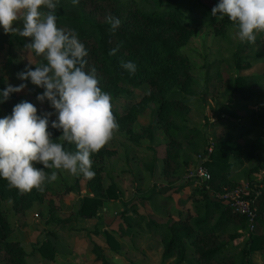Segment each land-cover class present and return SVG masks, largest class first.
<instances>
[{"label": "trees", "instance_id": "1", "mask_svg": "<svg viewBox=\"0 0 264 264\" xmlns=\"http://www.w3.org/2000/svg\"><path fill=\"white\" fill-rule=\"evenodd\" d=\"M88 3L95 5V14L89 11ZM178 4L179 0H79V4L74 6L72 0H59L56 9L57 25L78 33L80 41L88 50L85 70L90 72L95 67L99 86L110 93L112 111L120 132L134 135L133 126L139 115L151 102L159 101L157 122L167 138L166 155L162 158V173L165 178H172L171 183L174 178H180L181 169L188 163L190 154L194 155L193 151L198 154L199 162L196 166L203 165L210 173V178L198 184L187 180L196 186L200 197L191 215L179 212L184 219L172 224L159 223L153 219L147 221L148 230H155L162 239L163 260L175 258L176 264H260L255 257L258 253H264V190L260 188V195H257L253 189V181L250 182L252 197L259 202L255 230H249L246 217L235 213L228 202L219 197L224 190L241 186L230 181L239 165L231 160L232 156H242L249 162L259 160V165H253L252 168H264V141L256 133L257 128L264 127V103L261 101L264 94L254 89L255 83L264 82V75L240 73L241 70L250 69L260 55L243 52L242 44H237L230 36L229 26L232 22L227 17L214 22V33L222 48L232 52L227 55L226 61L236 73L227 84L229 101L223 104L215 121L211 122L206 114V123L215 125L229 122V117H237L230 103L235 97L243 99L244 105L251 104L256 109L248 114L247 123L225 125L228 131L225 141L210 143L208 136L200 128L188 123V102L197 95L196 88L199 85L192 74L194 64L183 52L182 46L197 33L198 26L196 22L186 19ZM104 6L110 12L104 15L101 11V16L98 7ZM109 15L121 21L115 31L106 21ZM16 25L22 27V22H17ZM12 44L10 34L0 32V52ZM118 46L119 50L112 55L111 50ZM33 55L38 62L41 61V58L34 53ZM122 61L134 62L137 65L136 73L133 75L126 71L121 66ZM146 83L151 85L150 92L139 103L120 113L114 100L123 95H133L135 89ZM6 87L5 78L1 75L0 92ZM207 91L208 86L205 87V92ZM199 95L205 98V95ZM25 100L32 103L30 98L12 93L7 101L0 103V118L11 115L13 107ZM44 114L38 110V115ZM146 130L145 136L150 142L154 141V125L151 123ZM49 131L54 140L62 134L51 127ZM248 137H253V140L247 139ZM131 143L136 149L148 148L153 152V157L148 161L152 168L147 169L153 174L157 166L154 146H144L142 142L134 140ZM65 147L75 150L74 145L65 144ZM210 147L212 151L209 150ZM109 154L111 151L106 145L91 156L95 176L91 180L86 179V187L90 192L81 198L78 215L82 218H97L101 211H106L109 201L122 199L121 191L114 182L108 186L104 184L101 161ZM54 170L45 169L48 174ZM81 178L83 177H76L75 185L79 184ZM75 185L66 186L65 191L74 190ZM51 191L52 183L46 184L43 192L33 189L30 193L21 194L0 178V204L10 200L15 213H25L36 203L45 202ZM48 203L52 211L50 216L54 218L56 202L50 198ZM57 221L63 222L61 219ZM235 225L246 229V238L242 242L237 241L241 235L232 227ZM13 233L14 227L0 205V257L8 264H29L28 253L23 244L10 239ZM95 233L103 234L113 250L117 251L121 246L113 231L106 228ZM91 242L96 259L102 264H109L104 247L93 239ZM190 248L193 250L191 254ZM38 250L49 260L55 259L58 254L50 239L42 240Z\"/></svg>", "mask_w": 264, "mask_h": 264}, {"label": "rangeland", "instance_id": "2", "mask_svg": "<svg viewBox=\"0 0 264 264\" xmlns=\"http://www.w3.org/2000/svg\"><path fill=\"white\" fill-rule=\"evenodd\" d=\"M219 3V0H179L178 7L183 12L186 19L196 22L198 31L190 40L182 46L194 64L192 71L194 79L198 83L196 88L197 95L188 102L189 114L188 123L190 126L200 128L208 136L210 143L223 142L228 133L225 125L236 126L237 124L247 123L248 114L256 107L254 105H244V100L235 97L231 99L232 108L237 117H229V122L217 123L215 125L206 123L205 116L208 114L210 121L213 122L218 117V112L225 102L229 101L226 92L230 77L236 71L227 63L226 57L232 52L225 51L214 33V22L218 19L212 15V9ZM88 9L94 13L95 5L88 3ZM104 15L109 13L107 6L98 7ZM95 14V13H94ZM99 16V15H98ZM100 17V16H99ZM14 27H18L14 24ZM3 28L0 27V32ZM230 36L237 44H242L243 52L248 54L260 55L257 61L252 63V67L241 70V75H264V33H257L255 44L242 43L237 36L236 27L229 26ZM13 40L12 45H7L5 50L0 53V76H5L8 85L19 86L22 83L27 87L17 93L30 98L36 108L44 113L51 112L50 118L55 120V109L50 106V102L45 100L43 103L37 100V95L42 94L44 89L31 83L30 80H21L18 73L26 70L31 64L35 69L39 64L33 53L25 50V45L30 42V38L10 34ZM208 91L205 92V87ZM151 85L146 83L141 88H137L131 96L123 95L117 97L114 102L120 113H124L130 106L139 103L146 93H149ZM254 89L260 94H264V82L255 83ZM199 94L205 95L202 98ZM264 103V96L261 98ZM159 101H153L150 106L139 115L133 129L135 134L130 136L126 132H115L107 147L111 154L101 161L104 168V184L108 186L114 182L122 194L121 200H111L106 206V211H101L97 218H82L78 215L81 203V195H86L90 190L86 187V179L81 178L79 184L75 185L76 177L71 176L63 170L58 171L57 181L52 183V191L47 200L43 203H36L25 213H15L13 209L7 208L1 202V207L5 215L14 227L11 240L20 241L26 249L29 264H102L101 261L94 259L92 254L91 239L104 247L105 255L109 264H176L175 258L163 260L164 245L161 237L155 230H148L147 221L153 219L159 223L172 224L180 222L184 216L179 212L191 215L194 206L199 201L196 186L188 182L185 177L189 170L198 164V154L193 151L190 154L186 166L181 169L180 178H165L159 164L162 157L166 155L165 135L157 122ZM154 125V141L150 142L146 128L150 124ZM231 132H235L230 127ZM228 132V131H227ZM230 133V132H229ZM257 135L264 141V127L257 128ZM143 135V136H142ZM251 137V136H250ZM248 137L247 139H251ZM142 142L144 146L149 144L155 149L157 156V166L153 174L148 168V161L153 157V152L148 148L136 149L131 141ZM253 140V137L251 141ZM203 148V147H202ZM232 161L239 165L231 177V182L239 183L241 186H250L253 181V189L260 195V188L264 190V168L255 170L253 165H259L260 161L249 162L242 156H232ZM159 167V168H158ZM68 185H75L72 191H65ZM77 188L79 190H77ZM86 190L82 192L83 190ZM224 192L219 194L224 195ZM54 199L57 210L53 211L48 203V199ZM259 203L257 202V205ZM259 206V205H258ZM259 209V207H258ZM52 219V220H51ZM54 219V220H53ZM57 219L63 220L58 222ZM239 231L241 236L237 241L242 242L246 238V229L240 225L232 226ZM109 229L117 238L121 246L117 251L113 250L103 234H97V230ZM44 239L55 241L59 256L49 260L42 256L38 246ZM54 243V242H53ZM192 248L189 254L192 253ZM256 260L264 264V255H257ZM10 261V259L8 260ZM0 264H8L0 257Z\"/></svg>", "mask_w": 264, "mask_h": 264}, {"label": "clouds", "instance_id": "3", "mask_svg": "<svg viewBox=\"0 0 264 264\" xmlns=\"http://www.w3.org/2000/svg\"><path fill=\"white\" fill-rule=\"evenodd\" d=\"M58 3L0 0V27L4 33L30 38L25 50L41 58L35 69L30 62L18 78L44 89L36 98L41 103L49 101L57 117L50 121L53 113L38 115L36 106L25 100L13 107L11 115L0 118V178L21 194L33 189L43 192L46 184L57 181L56 170L93 179L91 156L103 149L119 129L110 93L99 86L95 67L90 72L85 70L88 50L78 33L57 25ZM72 3L78 5L79 0ZM212 15L220 20L227 17L242 43L255 44L256 34L264 33V0H219ZM106 21L113 31L121 23L111 15ZM17 22H22V27H14ZM118 50L119 46L111 54ZM121 66L133 75L137 71L132 61H122ZM26 87L25 83L9 84L0 92V103ZM50 127L62 133L55 140ZM65 144L74 145L75 150L67 149ZM45 169L55 170L48 174Z\"/></svg>", "mask_w": 264, "mask_h": 264}, {"label": "built area", "instance_id": "4", "mask_svg": "<svg viewBox=\"0 0 264 264\" xmlns=\"http://www.w3.org/2000/svg\"><path fill=\"white\" fill-rule=\"evenodd\" d=\"M209 150L212 151V147ZM185 178L198 184L202 180L210 178V173L205 166L200 165L189 170ZM221 199H225L235 213L246 217L249 230L256 229L259 210L248 185L226 190L224 195H221Z\"/></svg>", "mask_w": 264, "mask_h": 264}, {"label": "crops", "instance_id": "5", "mask_svg": "<svg viewBox=\"0 0 264 264\" xmlns=\"http://www.w3.org/2000/svg\"><path fill=\"white\" fill-rule=\"evenodd\" d=\"M5 50V49H4ZM3 50V51H4ZM1 53V52H0ZM4 78H5V76H3ZM5 83H6V85L8 86V81H7V78H5ZM165 138H166V136H165ZM165 142H163V143H165L166 144V142H167V138L164 140ZM108 145V144H107ZM163 158V157H162ZM162 164H163V160H162V163H161V165L159 164V167H160V169H162ZM158 167V168H159ZM84 191H86L85 189L82 191V192H84ZM90 192V191H89ZM88 192V193H89ZM84 195V194H83ZM83 195H81V197L83 196ZM257 202H258V200H257ZM2 203L4 204V205H6L7 206V208H10L11 206H12V202L10 201V200H7V201H2ZM259 203V202H258ZM107 208L108 207H105V210H107ZM54 242V244H56L55 243V241H53ZM56 246L58 247V245L56 244ZM58 251L60 252V249H58ZM62 253L60 252V255H61ZM92 254H93V257H94V259L96 258V255L93 253V251H92ZM257 255H264V253H258ZM256 255V256H257ZM58 258H59V256H57V258H56V261L58 260ZM256 259V258H255ZM257 261V260H256ZM258 262V261H257ZM82 264H84V263H82ZM87 264V263H86Z\"/></svg>", "mask_w": 264, "mask_h": 264}]
</instances>
